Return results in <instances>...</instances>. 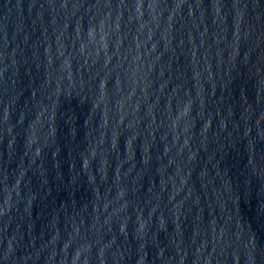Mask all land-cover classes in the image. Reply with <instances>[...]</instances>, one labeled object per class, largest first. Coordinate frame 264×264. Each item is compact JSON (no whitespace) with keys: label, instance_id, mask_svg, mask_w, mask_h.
<instances>
[{"label":"water","instance_id":"obj_1","mask_svg":"<svg viewBox=\"0 0 264 264\" xmlns=\"http://www.w3.org/2000/svg\"><path fill=\"white\" fill-rule=\"evenodd\" d=\"M0 264H264V0H0Z\"/></svg>","mask_w":264,"mask_h":264}]
</instances>
